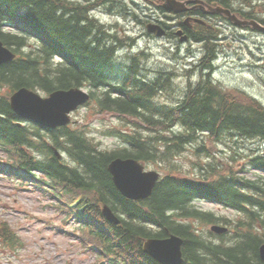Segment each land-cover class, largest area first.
Here are the masks:
<instances>
[{
	"label": "trees",
	"instance_id": "trees-1",
	"mask_svg": "<svg viewBox=\"0 0 264 264\" xmlns=\"http://www.w3.org/2000/svg\"><path fill=\"white\" fill-rule=\"evenodd\" d=\"M108 1L0 0V39L18 53V58L0 68V80L9 88L27 87L47 93L87 84L107 89L97 98L102 110L131 119V124L136 129L144 128L145 133L121 132L128 147L102 150L75 127L44 131L24 123L11 110L8 97L2 96L0 144L22 153L18 157L19 162L25 161V170L41 174L33 184L56 200L55 184L62 185L70 195L83 194L80 203L86 218L78 222L80 227H74L78 238L84 232L87 239L101 245L103 254L116 256L119 264H159L143 251L142 243L169 234L184 238L181 264H264L259 255L264 243V175L249 177L231 160H219L204 166L199 163L202 173L198 177L169 173L146 199H127L113 184L107 166L115 157L160 161L172 165L176 172L180 170L176 156L194 141L202 142L196 152L234 135L257 139L264 146V105L245 92L217 86L209 71L190 86L177 105L158 107L152 99L162 82L139 78L138 55L132 56L125 76L112 81L114 53L123 43L107 34L90 13L93 6ZM219 1L229 7L233 2L253 6L264 0ZM240 14L254 18L251 12ZM4 25L12 29L7 31ZM192 35L196 41L205 40L207 47L216 32L196 25ZM30 36L34 42H27ZM211 50L207 63L213 57ZM53 56L60 63H53ZM54 149L66 152L71 163L59 159ZM255 153L247 158L248 164L264 173V148ZM200 199L238 212L240 217L230 223L233 233L229 238L203 235L197 228L196 222L219 220L193 204ZM104 205L118 217V224L105 217ZM4 232L2 225L0 234Z\"/></svg>",
	"mask_w": 264,
	"mask_h": 264
},
{
	"label": "rangeland",
	"instance_id": "rangeland-1",
	"mask_svg": "<svg viewBox=\"0 0 264 264\" xmlns=\"http://www.w3.org/2000/svg\"><path fill=\"white\" fill-rule=\"evenodd\" d=\"M79 1L90 3L94 0ZM236 3L239 4L234 5L240 9L238 13L251 12L255 20L264 21V1H257L253 6ZM92 15L107 34L114 35L124 43L114 53L111 66L114 71H110L114 81L125 76L133 55L144 52L145 55L137 59L139 78L162 82L152 99L154 105L162 108L177 105L190 86H195L202 78V68L199 66L202 62L199 63L200 52L205 51L202 43L181 44L177 37H152L147 33L146 24L156 22L153 18L169 22V25L176 21L167 19L171 14L160 10L155 0H109L94 7ZM223 28L218 38L223 39L225 36L230 46H225L223 40L221 53H218L217 61L213 63L214 69H211L212 81L223 89L245 92L264 105V31L253 26L246 27L242 32L226 25ZM5 29L8 31L12 28L6 25ZM214 43L207 47L218 46ZM188 49H192L189 54ZM193 60L199 63L198 67V63L191 62ZM165 80L167 83L163 84ZM86 89L89 90L87 86ZM94 91L100 96V90ZM90 107L82 106L72 113L74 127L83 131L102 150L122 147V139L114 131H130L133 125L113 113L95 111L93 114ZM201 143L194 141L188 144L185 151L176 156L181 174L201 175L199 163L204 166L210 162L214 164L219 160H231L236 169L242 170L249 177L259 178L264 175L247 161L249 156L256 154L255 151L264 148L259 140L234 135L221 142H211L206 151L196 152ZM235 151L238 155L234 154ZM208 154L211 156L208 157ZM63 156L71 163L66 155ZM146 168L152 169L155 166L147 164ZM163 168L170 171L172 165ZM18 182L0 170V223L5 226V234L0 236V264H96L93 251H87L80 245L71 230L73 224H64L61 214L55 204H50L47 194L37 187L22 186ZM195 204L222 219L235 220L236 213L222 205L205 200L196 201ZM215 224L226 226L222 220ZM197 225L202 228V233H208L209 225Z\"/></svg>",
	"mask_w": 264,
	"mask_h": 264
},
{
	"label": "water",
	"instance_id": "water-1",
	"mask_svg": "<svg viewBox=\"0 0 264 264\" xmlns=\"http://www.w3.org/2000/svg\"><path fill=\"white\" fill-rule=\"evenodd\" d=\"M164 9L179 12L185 9V2L178 0H158ZM210 11H219L228 15L235 24H253L258 28L264 29L256 21L238 20L228 9H223L217 5L210 8ZM147 29L155 32L158 36L164 34L159 25L149 24ZM179 33V32H178ZM186 37H181V40ZM12 57L0 43V62ZM89 96L78 88L68 90H57L52 92L48 98H41L33 92L21 88L11 97V105L14 111L20 115L30 118L38 123L49 127L65 125L70 118L68 113L75 109L80 103L85 102ZM108 171L112 175L115 186L121 193L131 199L147 198L152 193L158 173L155 171H145L141 163L133 158L117 157L108 165ZM105 213L117 222L109 209ZM221 231L219 228H215ZM182 239L172 236L166 239H148L144 243V249L152 257L165 264H178L181 262L180 245ZM260 257L264 261V244L260 247Z\"/></svg>",
	"mask_w": 264,
	"mask_h": 264
},
{
	"label": "flooded vegetation",
	"instance_id": "flooded-vegetation-1",
	"mask_svg": "<svg viewBox=\"0 0 264 264\" xmlns=\"http://www.w3.org/2000/svg\"><path fill=\"white\" fill-rule=\"evenodd\" d=\"M208 4H212L213 2H216V0H203ZM198 3L193 2L189 4V7H191L190 10H187L186 12L181 13V19H179V21L175 22V25L172 26H176L178 29L180 28L183 33L188 37V42H192L193 41V29L192 27L195 26V24H199L202 26H206V27H211L213 24L215 26H217L218 28L220 27L219 24L221 25L222 22L219 21L221 18L218 15L212 14V15H206L204 13V11L202 9L199 8ZM232 8V11H236L238 12L240 9L230 5ZM226 21V20H225ZM226 23V22H225ZM166 28H168L166 26ZM243 31V30H240ZM169 33H172V31H168ZM195 40V39H194ZM214 51H217L216 49H212L211 53H213Z\"/></svg>",
	"mask_w": 264,
	"mask_h": 264
},
{
	"label": "bare ground",
	"instance_id": "bare-ground-1",
	"mask_svg": "<svg viewBox=\"0 0 264 264\" xmlns=\"http://www.w3.org/2000/svg\"><path fill=\"white\" fill-rule=\"evenodd\" d=\"M258 12V11H257ZM218 53H219V51H214L213 53H212V55H213V57H211V59H210V61H209V64H211V66H213V64L211 63V61H217V57H218ZM113 78V80L112 81H114V77H112ZM117 80H120V79H117ZM116 81V80H115Z\"/></svg>",
	"mask_w": 264,
	"mask_h": 264
}]
</instances>
